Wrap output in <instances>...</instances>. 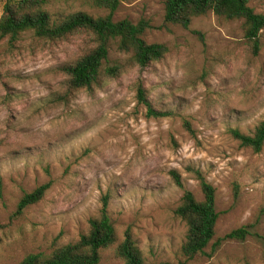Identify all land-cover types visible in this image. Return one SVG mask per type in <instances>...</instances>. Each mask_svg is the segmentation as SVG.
Listing matches in <instances>:
<instances>
[{"label":"rangeland","instance_id":"rangeland-1","mask_svg":"<svg viewBox=\"0 0 264 264\" xmlns=\"http://www.w3.org/2000/svg\"><path fill=\"white\" fill-rule=\"evenodd\" d=\"M6 0H0V17ZM166 0L123 2L115 20L146 21L143 38L167 47L149 66L132 60L118 42L92 88H71L63 70L97 44L80 33L47 40L28 31L16 41L0 35V264L49 252L88 231L109 195L119 242L130 230L146 264H264V149L243 146L232 128L251 134L264 120V29L260 51L245 38L244 19L214 12L188 27L165 22ZM264 14V0H250ZM95 9L85 0H54V17ZM168 117H148L138 87ZM192 125V134L184 125ZM194 169L217 189L220 214L214 241L252 225L245 239L222 242L212 258L187 260V227L175 216L184 188L203 199ZM52 181L39 203L16 215L25 193ZM101 264H124L115 247Z\"/></svg>","mask_w":264,"mask_h":264},{"label":"trees","instance_id":"trees-1","mask_svg":"<svg viewBox=\"0 0 264 264\" xmlns=\"http://www.w3.org/2000/svg\"><path fill=\"white\" fill-rule=\"evenodd\" d=\"M54 0H6L0 17V35L16 41L28 31L36 37L47 40L64 39L80 33L94 36L96 45L84 53L75 62L64 65L63 70L69 76L71 88H92L102 74L115 78L122 72V65H110L109 55L113 41L118 42L121 51L132 52V60L140 66H149L161 60L167 47L162 43H149L143 38L147 29L146 21L134 23L130 19L115 20L114 16L123 2L132 0H85L95 9H105V15H93L86 10H72L54 17L50 4ZM214 12L228 19H244L245 38L251 43L255 53L260 51V37L264 29V14L257 13L250 6V0H166L165 22L179 23L188 27L194 17ZM139 103L147 108L148 117H168L172 110L158 109L148 98L143 86L138 87ZM185 127L193 134L189 121ZM231 133L243 146L255 152L264 149V120L251 134L232 128ZM199 180L203 199H199L191 190L184 188V182L177 170H172L175 183L184 189L179 205L174 210L176 217L187 227L185 240L181 246L187 260L197 257L212 258L226 239H245L251 234L252 225L242 226L214 241L218 219L217 189L208 181L203 171L194 169ZM48 181L32 192L25 193L20 199L16 215L25 208L42 201L51 188ZM109 195L103 197V206L99 214L90 219L87 232L73 242L54 247L51 251L28 253L18 264H101L105 251L115 247V253L124 264H146L138 241L128 229L124 239L119 242L118 231L109 214Z\"/></svg>","mask_w":264,"mask_h":264}]
</instances>
